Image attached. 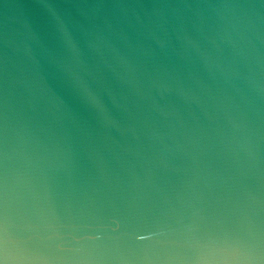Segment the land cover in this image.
<instances>
[{"label":"water","instance_id":"obj_1","mask_svg":"<svg viewBox=\"0 0 264 264\" xmlns=\"http://www.w3.org/2000/svg\"><path fill=\"white\" fill-rule=\"evenodd\" d=\"M0 264H264V0H0Z\"/></svg>","mask_w":264,"mask_h":264}]
</instances>
